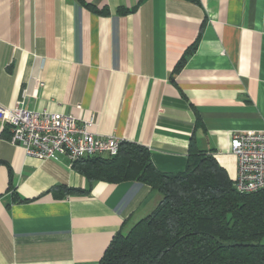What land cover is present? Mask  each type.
I'll use <instances>...</instances> for the list:
<instances>
[{
	"label": "crops",
	"instance_id": "0c3cea01",
	"mask_svg": "<svg viewBox=\"0 0 264 264\" xmlns=\"http://www.w3.org/2000/svg\"><path fill=\"white\" fill-rule=\"evenodd\" d=\"M19 100L94 117L161 173L185 171L193 140L233 180L231 134L264 131V0H0V107ZM161 200L28 157L0 127V264H98Z\"/></svg>",
	"mask_w": 264,
	"mask_h": 264
},
{
	"label": "trees",
	"instance_id": "16d2710c",
	"mask_svg": "<svg viewBox=\"0 0 264 264\" xmlns=\"http://www.w3.org/2000/svg\"><path fill=\"white\" fill-rule=\"evenodd\" d=\"M71 168L89 183L139 181L162 195L148 216L114 235L98 264H264V189L236 192L193 140L181 173L155 170L147 149L129 142L113 157L78 159Z\"/></svg>",
	"mask_w": 264,
	"mask_h": 264
},
{
	"label": "built area",
	"instance_id": "2783aa9c",
	"mask_svg": "<svg viewBox=\"0 0 264 264\" xmlns=\"http://www.w3.org/2000/svg\"><path fill=\"white\" fill-rule=\"evenodd\" d=\"M94 117L84 120L70 114L27 109L24 100L0 107V127L8 126L11 144L38 160L56 161L65 156L72 163L90 157H113L123 142L115 136L92 131ZM229 152L236 160L233 188L239 194L264 189V131L233 132Z\"/></svg>",
	"mask_w": 264,
	"mask_h": 264
}]
</instances>
